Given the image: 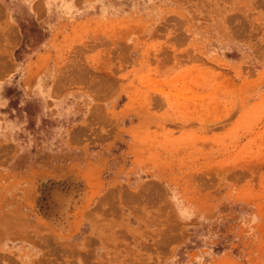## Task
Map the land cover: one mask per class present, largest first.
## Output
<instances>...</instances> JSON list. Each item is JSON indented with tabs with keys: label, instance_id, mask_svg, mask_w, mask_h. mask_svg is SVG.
Segmentation results:
<instances>
[{
	"label": "rangeland",
	"instance_id": "rangeland-1",
	"mask_svg": "<svg viewBox=\"0 0 264 264\" xmlns=\"http://www.w3.org/2000/svg\"><path fill=\"white\" fill-rule=\"evenodd\" d=\"M21 2L0 264H264V0H78L42 66L19 63L51 24Z\"/></svg>",
	"mask_w": 264,
	"mask_h": 264
},
{
	"label": "crops",
	"instance_id": "crops-1",
	"mask_svg": "<svg viewBox=\"0 0 264 264\" xmlns=\"http://www.w3.org/2000/svg\"><path fill=\"white\" fill-rule=\"evenodd\" d=\"M21 3L26 7L27 15L31 18L33 23L36 25L37 23L51 24L49 29L50 34L44 43H42L40 49L33 52L27 61L19 63L20 66H42L43 64H47V61L53 60V56L56 54V48L53 46V43H55V40L62 38L59 31L61 29V24L67 19V8L71 7L73 9L79 6L80 2H78V0H22ZM54 16H56L55 19H53ZM3 17H5V15ZM12 17L15 23L19 22L17 16L13 15ZM19 44L20 41L18 42V45ZM13 58V60L6 58L2 66H7L10 70L14 69L13 66L16 68V58L15 56ZM13 72L15 73L16 69H14Z\"/></svg>",
	"mask_w": 264,
	"mask_h": 264
}]
</instances>
